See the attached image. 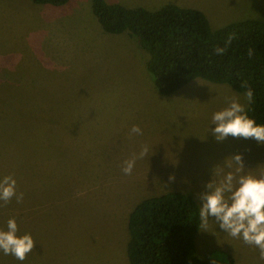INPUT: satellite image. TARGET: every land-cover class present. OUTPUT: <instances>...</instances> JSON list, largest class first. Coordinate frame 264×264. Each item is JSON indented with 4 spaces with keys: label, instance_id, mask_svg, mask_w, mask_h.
<instances>
[{
    "label": "rangeland",
    "instance_id": "1",
    "mask_svg": "<svg viewBox=\"0 0 264 264\" xmlns=\"http://www.w3.org/2000/svg\"><path fill=\"white\" fill-rule=\"evenodd\" d=\"M106 1L197 9L214 30L264 21V0ZM148 61L134 38L103 31L91 0L61 7L0 0V176L14 174L24 193L21 203H0V226L16 217L37 243L25 261L0 253V264H129V217L143 200L181 192L198 203L213 167L235 153L248 168L264 164L255 140L218 143L209 134L224 97L246 102L243 93L196 79L164 97ZM133 125L143 135L130 136ZM144 144L149 156L125 175L124 162ZM195 244L211 264H227L225 256L264 264L257 248L215 222L201 227Z\"/></svg>",
    "mask_w": 264,
    "mask_h": 264
},
{
    "label": "trees",
    "instance_id": "2",
    "mask_svg": "<svg viewBox=\"0 0 264 264\" xmlns=\"http://www.w3.org/2000/svg\"><path fill=\"white\" fill-rule=\"evenodd\" d=\"M61 7L70 0H30ZM103 31L127 34L149 54L147 71L164 97L196 79L254 91L249 116L264 123V21L246 19L214 30L200 10L167 4L156 11L91 0ZM222 50V51H218ZM197 201L169 192L139 203L129 217V264H211L197 253ZM227 264H235L228 256Z\"/></svg>",
    "mask_w": 264,
    "mask_h": 264
},
{
    "label": "clouds",
    "instance_id": "3",
    "mask_svg": "<svg viewBox=\"0 0 264 264\" xmlns=\"http://www.w3.org/2000/svg\"><path fill=\"white\" fill-rule=\"evenodd\" d=\"M243 97L246 102H252L254 91L246 88ZM246 102H242L239 95H226L223 106L211 114L209 134L218 143L232 137L252 139L264 146V123L249 116ZM129 135H143V129L133 125ZM150 151V145H142L138 153L124 162L122 172L131 175L137 160L149 156ZM169 179L174 181L175 177ZM23 199L24 193L18 191L15 175L0 176V203L13 200L21 203ZM196 199L199 228L207 229L210 222H215L219 231L257 248L260 259L264 260V164L248 168L243 153L225 157L213 167L211 178L204 183L203 190L196 193ZM36 245L31 233H20L16 217L0 226V253L4 256L23 262Z\"/></svg>",
    "mask_w": 264,
    "mask_h": 264
}]
</instances>
